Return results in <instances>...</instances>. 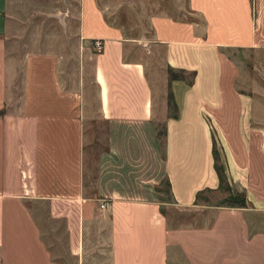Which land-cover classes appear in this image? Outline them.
<instances>
[{
	"label": "crops",
	"instance_id": "0c3cea01",
	"mask_svg": "<svg viewBox=\"0 0 264 264\" xmlns=\"http://www.w3.org/2000/svg\"><path fill=\"white\" fill-rule=\"evenodd\" d=\"M187 4L201 22L154 32L165 68L195 73L191 85L165 79L175 118L163 120L161 150L144 66L124 60L121 37L104 25L81 32L101 43L99 52L92 47L89 80L95 119L105 125L102 142L85 143L94 117L83 90L62 86L52 53L9 58L0 0V264H168L170 234L155 188L167 181L180 208L216 190L211 134L229 187L248 208L219 211L199 248L218 264H264V230L251 233L247 220L250 212L264 216V124L251 98L235 90L236 73L220 50L264 48V0ZM32 204L62 222L66 260L41 239Z\"/></svg>",
	"mask_w": 264,
	"mask_h": 264
},
{
	"label": "rangeland",
	"instance_id": "374dc122",
	"mask_svg": "<svg viewBox=\"0 0 264 264\" xmlns=\"http://www.w3.org/2000/svg\"><path fill=\"white\" fill-rule=\"evenodd\" d=\"M3 17L5 48L11 60L15 62L28 53H52L57 57L62 86L83 90L94 117L89 116L90 120L85 122V143L102 142L105 125L95 119V89L89 80L94 40H85L81 32L86 30L87 34L94 35L104 25L121 37L125 45L124 60L144 66L152 91L153 133L162 150L163 120L175 111L169 103L163 48L154 42V32L156 27H166V24L201 22L189 9L187 0H6ZM220 50L233 65L235 90L251 98L261 114L258 120L264 124V48ZM215 149L219 156L216 143ZM156 187L160 190L159 207L170 234L168 264H218L217 259H209L206 249L199 248V234L212 227L219 211L247 209V204L243 208L232 207L240 204L239 196L235 195L241 193L230 187L229 192L204 191L194 206L180 208L167 194L164 182ZM229 197L237 202H229ZM46 207L32 204L30 210L39 221L41 239L52 256L62 262L67 257L62 222L50 220ZM247 220L251 233L264 230V216L250 212Z\"/></svg>",
	"mask_w": 264,
	"mask_h": 264
},
{
	"label": "trees",
	"instance_id": "16d2710c",
	"mask_svg": "<svg viewBox=\"0 0 264 264\" xmlns=\"http://www.w3.org/2000/svg\"><path fill=\"white\" fill-rule=\"evenodd\" d=\"M166 74H167L168 82L179 80V81L185 82L187 85H191L193 77L195 75L194 72L185 73V71H183V70H174V69H172L170 67H166ZM168 97H169V103H171V105H172V107H173V109L175 111V105L173 103V99H172V96H171V93H170L169 89H168ZM172 117L175 118V114ZM161 136H162V139H163L164 130L162 131V135ZM211 158H212V168L214 170V173H215L216 178H217V183H218L216 190L224 189V190L229 192L230 191L229 184H228V181H227L223 166H222V164H221V162L219 160V156H218L217 150L215 149V140H214V137H213L212 134H211ZM165 187H166L167 194L170 196V194H169V184H168L167 181H165ZM216 190L205 189V190L197 192L196 195H195V199H194L193 203H195V201L197 200L199 195L201 193H203L204 191L211 192V191H216ZM155 191L157 193L160 192V190L158 188H155ZM235 196H236V198H237V196H239L241 202L238 205L234 204L235 206H232V207L243 208L246 205V202L244 200V196L242 194L235 195ZM228 201L229 202H235V203L237 202L235 198H231V197L228 198ZM159 211H160L161 215L164 216L163 210L160 209Z\"/></svg>",
	"mask_w": 264,
	"mask_h": 264
},
{
	"label": "built area",
	"instance_id": "2783aa9c",
	"mask_svg": "<svg viewBox=\"0 0 264 264\" xmlns=\"http://www.w3.org/2000/svg\"><path fill=\"white\" fill-rule=\"evenodd\" d=\"M93 49L96 52H99L101 50V43H100V41L94 40V42H93ZM107 206H108V204L105 201H100L99 204H98V208L99 209H105V208H107Z\"/></svg>",
	"mask_w": 264,
	"mask_h": 264
}]
</instances>
